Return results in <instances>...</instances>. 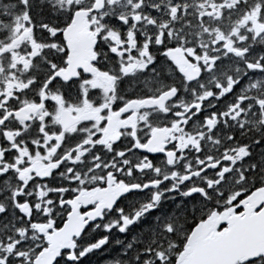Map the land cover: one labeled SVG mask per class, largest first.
I'll return each mask as SVG.
<instances>
[{
  "label": "snow or ice",
  "instance_id": "1",
  "mask_svg": "<svg viewBox=\"0 0 264 264\" xmlns=\"http://www.w3.org/2000/svg\"><path fill=\"white\" fill-rule=\"evenodd\" d=\"M0 264H264V0H0Z\"/></svg>",
  "mask_w": 264,
  "mask_h": 264
}]
</instances>
